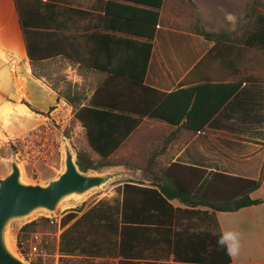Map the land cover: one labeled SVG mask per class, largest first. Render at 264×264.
I'll list each match as a JSON object with an SVG mask.
<instances>
[{
	"label": "trees",
	"instance_id": "1",
	"mask_svg": "<svg viewBox=\"0 0 264 264\" xmlns=\"http://www.w3.org/2000/svg\"><path fill=\"white\" fill-rule=\"evenodd\" d=\"M112 1L120 2L131 10L128 12H147L144 17L126 16L150 22L152 28L144 41L117 38L112 43L136 54L130 60L127 73L117 74L110 68L91 66L106 71L109 76L89 98L85 89L76 84H68L57 94L72 106L73 118L84 128L86 149L76 151L80 170L119 165L116 153L143 117L160 119L171 125L183 120L181 126L191 133L201 130L243 81L254 80L255 74L264 73V10L260 9L263 3L259 0L247 2L245 14L232 30L209 32L199 25L194 28L196 34L214 42L196 67L209 64L221 68L227 72L226 79H206L170 93L144 84L154 27L159 22L163 0ZM187 1L198 17L195 5ZM14 4L32 65L43 49L41 41L53 42L57 31H63L64 28L54 22L56 18L65 21L73 14L89 15L42 0H14ZM61 51L73 57L69 50ZM72 60L78 62L79 67L87 65L84 58ZM115 79L119 80V85ZM169 100L173 106L170 103L167 107ZM162 175L168 180L164 185L124 182L117 188L122 193L120 203L109 204L107 199H100L79 216L80 209L63 214L59 222L62 228L58 242L59 264H231L230 252L214 212H234L262 203V198L250 197L259 188L260 179L206 172L176 163L170 164ZM183 178H191V181L185 182ZM173 198L190 208L174 207L170 202ZM104 204H108L106 209H102ZM194 207L206 208L205 213L212 216L214 222L211 229L195 230L179 224L180 214ZM38 223L34 220L18 229V248L23 250L27 233L34 231ZM45 223L48 224L47 219ZM139 235H144L151 246L136 248Z\"/></svg>",
	"mask_w": 264,
	"mask_h": 264
},
{
	"label": "crops",
	"instance_id": "2",
	"mask_svg": "<svg viewBox=\"0 0 264 264\" xmlns=\"http://www.w3.org/2000/svg\"><path fill=\"white\" fill-rule=\"evenodd\" d=\"M42 1L88 12L89 15L73 14L70 20L65 21L56 18L54 22L61 25L63 31H57V38L53 42L41 41L40 47L43 49L32 65L26 53L14 0H0L1 108L25 104L40 112H47L57 104L62 106L65 102L58 98L52 86L58 73L71 80L72 85L84 88L89 98L109 76L106 71L91 66L110 68L117 74L127 73L130 60L136 54H133V50L121 49L112 43L117 38L144 41V36L152 28L150 22L126 16L133 14L144 17L148 15L147 12H128L131 10L121 6L118 1ZM190 1L198 10V17L192 13L187 0H163L159 8V22L154 27L144 84L163 93L188 88L206 79H226L227 72L221 68L209 64L196 67L214 42L196 34L194 28L199 25L209 32L232 30L247 3V0ZM61 50H69L72 58L86 59L87 65L79 67L78 62ZM118 81L115 79L119 85ZM173 102L169 100L167 107H170V103L173 106ZM55 110L50 111L49 115H53ZM76 122L84 136V128ZM182 123L183 120L178 125H171L160 119L143 117L116 153L120 163L115 167L123 171L118 177L117 186L124 182L142 186L164 185L168 180L162 173L173 163L206 172L260 179L259 188L264 185V73L255 74L254 80L243 81L201 130L191 133L181 126ZM183 181L190 182L191 178H183ZM259 188L250 197L262 198V203L230 213H248L254 217L256 212L253 209L264 205V196L255 195ZM117 193V199H107L109 204L121 202L122 193ZM170 202L174 207L190 208L177 198ZM107 206L102 205V209ZM205 210V207H194L192 211L182 212L178 222L195 230L211 229L214 226L213 218ZM221 213L214 212V217L224 235ZM252 220L245 225L246 237L242 232L239 235L232 232L230 246L224 235L231 264H264V226ZM249 230L254 233L255 239L250 240ZM149 246L151 244L144 239V235H139L135 247L142 249Z\"/></svg>",
	"mask_w": 264,
	"mask_h": 264
},
{
	"label": "rangeland",
	"instance_id": "3",
	"mask_svg": "<svg viewBox=\"0 0 264 264\" xmlns=\"http://www.w3.org/2000/svg\"><path fill=\"white\" fill-rule=\"evenodd\" d=\"M259 2L263 3L260 9L264 10V0ZM246 10L247 3L237 24ZM53 81L52 86L57 94H61L68 84H72L71 80L66 79L61 73L56 74ZM54 108L56 110L53 115H49ZM65 142L73 149L75 155L76 151L86 149L83 133L73 118L70 105L66 102L62 106L57 104L51 107L47 112H40L25 104L10 106L7 115L0 117V178L10 171V162L15 161L20 168L23 182L47 183L63 169ZM115 160H119L118 156ZM115 166L89 171L100 172L117 168ZM118 183L119 179L116 177L104 186L87 192L81 198L69 197L59 204L55 212L37 210L24 218L11 220L7 225L6 233L11 240L13 252L26 264H59L58 242L62 231L59 226L60 218L73 209H80L79 215L100 199H117ZM255 195L264 196V185L255 192ZM253 210L256 212L254 217L248 213L222 212L220 214L222 229L229 246L233 231L238 235L242 232L246 237L245 225L253 221L252 219L264 226V205L255 207ZM45 219L48 220V224L45 223ZM34 220L39 222L38 226L34 231L27 233L22 250L16 243L18 229ZM250 233V240L255 239L254 233L251 231ZM32 244L37 246L35 252L31 251Z\"/></svg>",
	"mask_w": 264,
	"mask_h": 264
},
{
	"label": "water",
	"instance_id": "4",
	"mask_svg": "<svg viewBox=\"0 0 264 264\" xmlns=\"http://www.w3.org/2000/svg\"><path fill=\"white\" fill-rule=\"evenodd\" d=\"M63 152L62 171L45 184L23 182L15 161L10 162V171L0 178V264H26L6 247V228L11 220L24 218L37 210L55 212L65 199L81 198L123 173L119 168L100 172L80 170L76 155L66 142Z\"/></svg>",
	"mask_w": 264,
	"mask_h": 264
},
{
	"label": "bare ground",
	"instance_id": "5",
	"mask_svg": "<svg viewBox=\"0 0 264 264\" xmlns=\"http://www.w3.org/2000/svg\"><path fill=\"white\" fill-rule=\"evenodd\" d=\"M9 110H10V107H7V106L2 107V108L0 107V117H3L5 115H7V113L9 112ZM5 242H6V247L10 251H13V249H12V243H11V240H10V238L8 236H7L6 240H5Z\"/></svg>",
	"mask_w": 264,
	"mask_h": 264
},
{
	"label": "built area",
	"instance_id": "6",
	"mask_svg": "<svg viewBox=\"0 0 264 264\" xmlns=\"http://www.w3.org/2000/svg\"><path fill=\"white\" fill-rule=\"evenodd\" d=\"M36 250H37V246L35 244H32L31 245V251L35 252Z\"/></svg>",
	"mask_w": 264,
	"mask_h": 264
}]
</instances>
